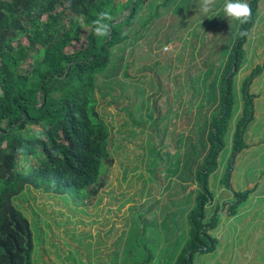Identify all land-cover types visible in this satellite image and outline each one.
I'll list each match as a JSON object with an SVG mask.
<instances>
[{"label":"trees","instance_id":"trees-1","mask_svg":"<svg viewBox=\"0 0 264 264\" xmlns=\"http://www.w3.org/2000/svg\"><path fill=\"white\" fill-rule=\"evenodd\" d=\"M247 2L251 17L232 27L226 52L219 60L209 52L206 56L207 72L214 67L216 74L202 96L206 108L201 109L200 132L197 136L192 132L195 126L190 128L187 159L182 160L179 154L174 166L183 175L187 172L185 182L178 177L181 181L195 186L188 192L192 203L185 208L188 237L175 264H194L197 256L202 260L196 264H206L204 256L218 246L210 232L218 225L219 208L206 219V207L214 198L209 178L217 170L229 124L240 108L241 115L230 130L228 168L220 179L233 197L228 214L235 215L254 191H235L230 185L235 158L247 148L244 135L254 120L256 95L250 93V86L263 69L256 65L242 80L240 102L236 103L234 80L248 62L244 47L254 27L264 23V0ZM164 5L161 0H0V264H35L29 221L14 203L27 187L81 198L111 164L113 126L96 108L99 99L95 93L100 87L112 90L107 81L114 64L112 50L129 39L127 32L141 22L142 17L135 23L142 9L149 18L140 26L146 21L153 23L157 9L167 7ZM104 11L113 17L104 21L112 27L108 36H98L93 22ZM198 34L197 41H203L204 34V42L212 38L206 31ZM71 43L79 47L68 52ZM259 50L264 51V44ZM262 103L264 106V98ZM191 115L194 123L196 116ZM40 157L43 159L38 160ZM30 158L38 162L31 165ZM150 258L148 255L146 261Z\"/></svg>","mask_w":264,"mask_h":264},{"label":"rangeland","instance_id":"rangeland-1","mask_svg":"<svg viewBox=\"0 0 264 264\" xmlns=\"http://www.w3.org/2000/svg\"><path fill=\"white\" fill-rule=\"evenodd\" d=\"M161 3L167 7L157 9L153 23L146 21L140 26L149 18V13L142 9L135 23L142 17L141 22L127 32L129 39L112 50L114 64L107 78L112 90L104 87L96 90L99 99L96 108L113 126L109 141L112 162L98 183L81 198L68 192L45 194L27 187L14 200L33 233L35 264H47L49 259L52 264H175L176 254L185 244L188 237L185 208L192 203L188 192L195 186L184 183L187 172L183 175L174 166L179 154L182 160L187 159L190 128L195 126L192 132L197 136L200 132L201 109L206 108L202 96L216 74L214 67L207 72L206 56L209 52L211 58L219 60L229 46L226 39L232 27L239 21L229 19L223 12L225 0H215L207 13L199 11L201 0H161ZM200 31L212 36L211 45H206L211 40L208 37L204 42L205 34L203 41H197ZM86 33V30L81 33L80 41ZM78 47V43H71L66 51ZM257 50V44L247 48L248 65L235 77L236 103L240 102L242 80L256 65H261L264 71L262 59L255 60L251 54ZM250 89L256 95L257 108L264 98V73L253 80ZM236 110L235 107L232 114ZM191 114L196 116L195 124ZM235 119L232 118L231 125ZM229 135L224 138L226 146L217 162L219 179L228 168L230 131ZM197 145L203 144L197 141ZM238 155L234 172L239 183L264 179V171H260L264 167V148L251 154V174L247 172L250 165L245 163L247 154L237 160ZM35 160L30 158V164H36ZM215 172L211 174L213 200L219 192ZM259 195L264 196V184L257 186L248 200H256ZM260 227L264 228V223ZM255 244L263 255L254 259L261 262L264 233L254 237ZM148 255L151 258L146 261ZM200 260L201 256H197L194 264Z\"/></svg>","mask_w":264,"mask_h":264},{"label":"crops","instance_id":"crops-1","mask_svg":"<svg viewBox=\"0 0 264 264\" xmlns=\"http://www.w3.org/2000/svg\"><path fill=\"white\" fill-rule=\"evenodd\" d=\"M264 4V3H263ZM252 41L248 39L250 45L257 44L258 49L260 46L264 44V23H259L253 29V35L250 36ZM250 38V39H251ZM248 42V44H249ZM246 44L245 51L247 56L249 55L247 48L249 47ZM253 58L255 60H261L260 64H264V51H253L251 52ZM248 60V59H247ZM250 64V63H249ZM248 63H246L242 70L247 67ZM264 73H260V75ZM258 76V78L260 77ZM250 91H252L250 89ZM264 110L263 103L260 102V105L256 108L254 106V120L251 122L249 127H247L246 133L244 135V141L247 146L239 155L237 160L241 156H245V163L250 165L248 168V173L251 174L250 169L253 167L250 161H253L251 158V154L255 152L259 148H264ZM237 116L232 125H235L238 118L241 115V108L237 111ZM232 125L229 124V131L232 128ZM234 129V128H233ZM234 131V130H233ZM251 158V159H250ZM235 169V166H234ZM233 170L232 176L230 178V185L235 191H242L248 189H254L263 183V177L258 180V182L249 181L246 183H239L236 173ZM260 171H264V167L261 168ZM259 171V172H260ZM218 174L217 183H218V194L216 198L206 207L207 217L209 218L215 213L216 209L219 208L218 211V225L213 231V236L218 240V246L215 251L210 254L205 255L207 258L206 264H253L252 262H257L258 264H264V260L258 262V260L254 259L256 256H261L262 251H258V245H254V237L260 233H264V228H261L260 225L264 223V196H257L256 200H247L245 204L239 207L237 213L233 216L228 214V204L233 200L232 194L229 190H227L224 186L220 184V173L218 170L215 172ZM262 183L259 184V182ZM213 183V177L209 178V186ZM248 188V189H246ZM253 191V192H254ZM252 192V193H253ZM250 255V256H249ZM252 256V257H251ZM252 258V260H250ZM49 258L46 257V260ZM52 264V260L49 259L47 264Z\"/></svg>","mask_w":264,"mask_h":264},{"label":"clouds","instance_id":"clouds-1","mask_svg":"<svg viewBox=\"0 0 264 264\" xmlns=\"http://www.w3.org/2000/svg\"><path fill=\"white\" fill-rule=\"evenodd\" d=\"M214 4L215 0H201L199 11L207 13ZM223 12L229 19L246 23L251 17L252 9L247 0H225ZM112 19L113 17L108 11L99 13L97 19L93 22L95 34L98 36H108L112 25L104 21H112ZM240 35H244V33H240Z\"/></svg>","mask_w":264,"mask_h":264},{"label":"water","instance_id":"water-1","mask_svg":"<svg viewBox=\"0 0 264 264\" xmlns=\"http://www.w3.org/2000/svg\"><path fill=\"white\" fill-rule=\"evenodd\" d=\"M40 93V92H39Z\"/></svg>","mask_w":264,"mask_h":264}]
</instances>
